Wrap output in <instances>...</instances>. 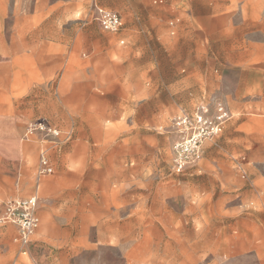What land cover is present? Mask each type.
<instances>
[{
    "label": "rangeland",
    "instance_id": "obj_1",
    "mask_svg": "<svg viewBox=\"0 0 264 264\" xmlns=\"http://www.w3.org/2000/svg\"><path fill=\"white\" fill-rule=\"evenodd\" d=\"M167 1L0 0V61L49 52L48 87L34 88L48 106L24 133L41 121L60 132L58 144L46 142L55 167L47 178L76 180L81 192L72 235L91 247L76 264H264V0H211L204 50L189 39L201 24L183 28L185 14ZM97 7L119 14L123 30H103ZM240 14L257 16L253 56L238 53L250 45ZM174 15L182 23L170 35ZM202 99L209 110L222 102L232 117L203 144L199 168L176 173L171 117ZM249 149L251 185L232 165ZM36 160L31 150L23 175L34 176ZM139 180L144 216L134 209ZM127 192L131 213L111 212L109 196L112 208Z\"/></svg>",
    "mask_w": 264,
    "mask_h": 264
},
{
    "label": "crops",
    "instance_id": "obj_2",
    "mask_svg": "<svg viewBox=\"0 0 264 264\" xmlns=\"http://www.w3.org/2000/svg\"><path fill=\"white\" fill-rule=\"evenodd\" d=\"M170 1L180 12L185 14L183 28L188 27L191 23L201 24V30L191 32L189 39L195 37L200 40L199 44L201 45V49L204 50L207 48L204 45V40L208 39V34L202 27V23L209 17L210 5L213 2L211 0ZM152 4L166 7L168 6V1L152 0ZM225 8H228V6H225ZM239 18L240 22L244 19L241 23H245V26L248 28L246 36L249 35L250 45L244 47L241 45L238 46V53L248 52L249 55L253 56V48L256 44L252 41V35L255 34L253 26L257 24L254 21L257 16L254 14L253 16L247 14L243 16L240 14ZM122 22L123 24L119 31L124 28L123 19ZM181 23V17L178 15L172 16L167 21L170 35L176 34ZM239 29L242 31V27L239 26ZM184 32L188 33V31ZM184 32L181 31L180 34L184 35V38H188V34ZM242 32L241 36H244L245 33L244 31ZM190 35H193V37ZM119 43L124 44V39H120ZM41 54V57H34L32 54L25 55L20 59V62L17 59L12 60V58L10 63L0 61V264H76L81 259L76 258L77 253L91 247L88 237L84 238V235H82L83 241L79 243L74 242V236L72 235V232L78 229L75 216L76 209L80 206L78 200L81 197V192L75 190L76 180L70 185L66 183L65 178L62 176L47 178L48 175L37 180L36 174L27 177L23 175L24 161L29 156L31 150L36 152L35 173L41 151L47 149L49 157L48 149L50 146H48V143L42 141L39 132H36L37 136L35 139L37 141L25 136L26 130L24 133L26 122L33 118L43 116L44 110L48 106L47 101H40L35 98L34 88L48 87L51 76L48 49L42 48ZM239 63L242 65L243 62L240 61ZM202 106L207 107L203 99L192 110L179 108L172 117L180 111L193 113L197 108ZM214 108L215 106L212 110H209L207 107L210 115L214 113ZM228 112L230 114L228 120H230L232 114L229 110ZM248 153L249 155L240 154L239 156L232 157V165L234 175L249 182V185H251V181L248 180L247 170L253 165L251 157H255L256 154L254 151H250V149ZM49 160L53 165L50 157ZM193 167L199 168L198 164L195 163L187 167L185 171ZM67 187L73 190H66ZM138 187L142 190H138L136 193L138 202L137 206H134V209H137L138 214L144 216L146 214V206L144 203L146 198L145 180H139ZM113 193L116 194L118 192H113L112 190L110 194ZM127 193L120 194L121 201L112 208V200L115 197L113 195L109 196V199L111 198V204H108H110L109 210L111 212L116 209L117 212L123 215H129L131 213L129 193ZM33 195L38 198L40 223L30 243L26 246H21L14 241L16 235L15 226L1 219L6 213V201L8 199L27 198ZM97 206L107 208L106 204L102 201L97 202ZM133 212L136 211L133 210ZM158 213H162V211L160 210ZM79 229L89 230L86 226H80ZM130 259L126 258L125 260L129 263ZM255 259L257 260L258 258ZM137 260L140 259L137 258ZM259 262H264V258H261Z\"/></svg>",
    "mask_w": 264,
    "mask_h": 264
},
{
    "label": "built area",
    "instance_id": "obj_3",
    "mask_svg": "<svg viewBox=\"0 0 264 264\" xmlns=\"http://www.w3.org/2000/svg\"><path fill=\"white\" fill-rule=\"evenodd\" d=\"M96 9V21L103 30L117 32L121 29L123 22L119 14L99 7ZM229 117L227 108L221 102L215 104L212 115L205 106L197 108L193 113L180 111L174 115L171 118V128L175 134L171 145L173 171L183 172L195 164L201 157L203 144L219 134ZM34 132H39L44 142L51 139L54 144H58L61 138L59 130L51 128L43 121L27 127L25 136H31ZM53 172L54 167L49 160L47 149H44L39 155L36 179L40 180ZM38 209V198L35 195L27 198H10L6 201V213L1 220L15 226L14 241L21 246L30 243L39 227Z\"/></svg>",
    "mask_w": 264,
    "mask_h": 264
}]
</instances>
